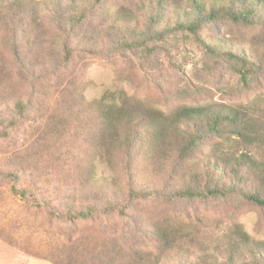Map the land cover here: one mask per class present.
I'll return each mask as SVG.
<instances>
[{
  "label": "trees",
  "instance_id": "trees-1",
  "mask_svg": "<svg viewBox=\"0 0 264 264\" xmlns=\"http://www.w3.org/2000/svg\"><path fill=\"white\" fill-rule=\"evenodd\" d=\"M44 1L42 7L36 0H0V188L9 185L12 194L25 200L30 212L45 215L35 218L38 220L35 235L27 240L36 256L53 264L157 261L158 256L150 251L134 247L123 251L103 235L87 233L82 225L89 221L95 228L99 213L116 212L125 216L126 200L149 197L154 183L149 178L148 167L158 181L160 176L165 179L167 165L174 168V173L180 167L190 173L186 163L192 160V174L189 178L178 175L180 185L169 188L171 195L201 200L235 196L264 206V157L250 155L247 148L252 145L259 148L256 142L261 141L252 108L241 103L207 102L182 103L162 110L121 89L109 87L84 101L81 90L62 79L49 84L48 67L69 63L72 53L65 43L59 42V52L42 38L39 14L49 4L62 3V0ZM99 1L93 0L95 4ZM140 1H146L152 10L161 11L167 5L179 10L189 6L197 15H184L183 19L154 30L159 13L143 17L148 21L146 29L152 38L138 29L139 16L130 14L128 9L120 11L124 26L118 25L122 34L116 36L115 42L121 55L127 54L132 59L133 67L141 71L158 69L161 64L158 55L172 54L166 49L167 38L184 36L186 31L207 54L227 58L245 87L251 82L253 72L264 66V31L255 37L244 35L238 41L245 44L247 53L233 50L232 46L226 49L224 43H209L206 35L199 34L207 22H224L228 28L243 30L258 23L264 28V0ZM79 2L86 7L89 1ZM157 42L163 43L159 46ZM86 44L89 49L95 46L91 41ZM14 71L28 79L15 90L11 87L3 99V87L12 84ZM51 96L55 108L46 99ZM23 123L27 125L21 126ZM83 128L86 134L78 137L77 132L81 133ZM24 130L26 136L18 142L17 135ZM213 137L218 140L209 146ZM229 143L236 149L240 146L247 149L224 150ZM206 144L209 148L201 163L203 172L196 174V152ZM74 170L81 173L77 180L55 181L56 175L72 177ZM201 175L202 184L198 180ZM25 179L33 184L39 182V195L50 192L53 200H40L34 195L37 192L20 187L19 183ZM4 206L0 199V212ZM4 211L1 219L28 226L30 213L16 217L7 206ZM152 224L151 236L161 254L173 249L187 235H183L178 224L167 221ZM16 243L20 242L16 239L13 244ZM203 256L209 264H264V236L253 239L241 224L235 223L224 246L218 245L213 251L204 248Z\"/></svg>",
  "mask_w": 264,
  "mask_h": 264
},
{
  "label": "rangeland",
  "instance_id": "rangeland-1",
  "mask_svg": "<svg viewBox=\"0 0 264 264\" xmlns=\"http://www.w3.org/2000/svg\"><path fill=\"white\" fill-rule=\"evenodd\" d=\"M36 1L44 7V0ZM88 1L84 7V3H78V0H62L61 4L55 6L49 4L48 9L39 14L42 23L40 30L44 41L55 46V50L59 52L61 49L59 42H62V45L65 43L72 53L69 63L48 67L50 74L47 82L49 84L62 79L64 83L72 84L81 90L84 101L91 100L108 87L113 90L121 89L127 95L141 98L162 110L182 103L245 104L252 108V117L256 119L258 131L261 133V141L256 142L259 148L255 145L248 146V153L255 157H264V66H260L258 72H253L251 82L246 86L249 88L246 89L227 58L207 54L203 46L186 31L184 36L177 34L167 38L166 49H170L172 54L170 57L165 56L164 52L158 55L161 61L158 69L141 71L133 67V61L127 54L121 55L122 51L118 49V44L115 42L116 36L122 34L118 25L124 26L120 21L119 12L128 9L130 14L139 16L141 27L138 26V29L150 34V31L146 29L148 21L143 17L149 14L151 17L158 12L159 20L152 28L153 30L162 29L167 23L173 24L176 20L183 19L184 15L196 16L195 9L186 6L179 10L167 5L163 11L152 10V6L140 0H100L97 4L93 0ZM223 23H204L199 29V34L206 35L209 43H224L227 44L226 49L232 46L233 50L246 52L245 44L239 43L242 37L244 35L248 38L255 37L264 31L263 24L258 23L245 30L238 27L228 28ZM70 26L72 29L69 28ZM150 36L154 37L152 34ZM90 41L95 46L89 49L86 48L89 47L86 43ZM162 43L157 42L159 46ZM15 73V71L14 74L12 73V84L3 87V99L11 87L14 86L15 90L28 79ZM46 99L52 108L56 107L52 96ZM25 125L27 123L21 126ZM86 132L87 130L83 128L81 133L77 132V135L82 137ZM26 133L24 130L17 135L18 142L22 141ZM216 140L218 138H211L209 146ZM223 143L228 144L226 141ZM76 145L80 146L78 141ZM209 146L203 145V150L199 149L196 152V160L195 158L194 160L199 164L198 166L196 162V174L203 172L201 163L204 162L203 157ZM247 148L240 146L236 149L229 143L224 150L239 152ZM191 163L192 160L186 163L190 167V173L187 170H180L181 167L174 173V168H169L167 165L164 169L165 179L160 176L158 181L152 168L148 167L149 178L154 183V189L149 197L126 200L124 202L125 216H118L116 212L107 215L99 213L95 228L89 221L82 224L83 228L87 233L103 235L110 243H115L123 251L127 252L134 247L133 249L150 251L153 256H158L157 261L151 259L149 264H209L204 260L203 249L208 248L213 251L218 245L223 247L235 223L241 224L251 238L261 239L264 236V206L235 196L201 200L180 198L169 193L170 187L180 185L178 175L190 177ZM138 164L143 165L142 162ZM175 165H178L177 162ZM97 172L99 173V169ZM72 173V177L56 175L54 179L56 182L77 180L81 174L76 170ZM201 178L198 179L200 184L203 183L204 177L201 175ZM138 182L142 183V180ZM32 184L31 180L25 179L19 183V186L25 187L27 191L37 192L34 195L40 200H53V194L50 192L39 195V182L35 181ZM120 184H122L121 181ZM0 193L1 202L5 204L0 216L5 213L6 206L16 217L30 213L28 226L17 224L18 222L11 224L7 219L0 217V264H53L47 258L36 256L27 243V240L35 235L34 227L38 223L35 218L45 215L30 212V209L25 207V200L12 194L9 185L2 186ZM163 221L180 225L183 235H187L173 249L161 254L156 249L158 243L151 236V228L152 223ZM93 228L94 230L91 231ZM14 229L17 230L16 233H13ZM16 239L20 243L13 244Z\"/></svg>",
  "mask_w": 264,
  "mask_h": 264
}]
</instances>
